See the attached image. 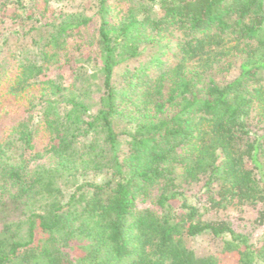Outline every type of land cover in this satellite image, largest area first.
I'll use <instances>...</instances> for the list:
<instances>
[{"label":"trees","instance_id":"1","mask_svg":"<svg viewBox=\"0 0 264 264\" xmlns=\"http://www.w3.org/2000/svg\"><path fill=\"white\" fill-rule=\"evenodd\" d=\"M52 1L0 0V264H264L206 215L264 220V0Z\"/></svg>","mask_w":264,"mask_h":264},{"label":"rangeland","instance_id":"2","mask_svg":"<svg viewBox=\"0 0 264 264\" xmlns=\"http://www.w3.org/2000/svg\"><path fill=\"white\" fill-rule=\"evenodd\" d=\"M86 0H75V1H55L53 0L51 3V7L55 13H59L60 11H74L83 9L86 7ZM92 11H89V14ZM35 14L34 18H38ZM40 18V17H39ZM42 21L40 20L38 24ZM96 26V23H92L90 30L93 31ZM18 25L12 24L11 20H8L6 23V29L10 31L14 28H17ZM41 32L37 33V39L40 37ZM33 36H28L26 38L18 37L15 34H11L10 42L5 46L4 51L0 54V58L3 56L8 58L11 52L18 50L20 47L30 45ZM143 61L148 59V56L144 55L142 58ZM142 61V62H143ZM137 64L138 61L135 60L131 64ZM124 67H120L116 70V78H121V74L123 73ZM202 182L194 185L192 187V194H194L195 200L203 207H210L208 197L205 193H202L201 186ZM145 206L144 203H141V206ZM263 210V205L252 206V205H245L243 207L232 205L229 208L225 209H218V208H210V211L206 213L208 217H214L217 219H225L232 223L235 230L245 232L249 236L252 237L253 240H259L264 236V220L259 221V217L261 211ZM189 244L196 250V252L200 255L203 254H216L220 258L221 264H236L237 258L234 254L230 253H222L220 252L222 241L219 239H215L209 234H204L198 236L196 238L189 239Z\"/></svg>","mask_w":264,"mask_h":264}]
</instances>
